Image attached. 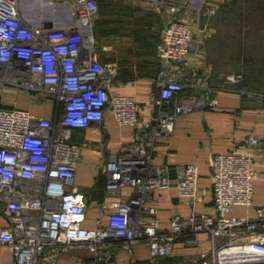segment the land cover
Instances as JSON below:
<instances>
[{
	"label": "built area",
	"instance_id": "built-area-1",
	"mask_svg": "<svg viewBox=\"0 0 264 264\" xmlns=\"http://www.w3.org/2000/svg\"><path fill=\"white\" fill-rule=\"evenodd\" d=\"M72 1L69 11L33 23L22 16L20 0H0V80L26 89L32 102L55 103L54 117L21 106L0 107V200L8 215L0 242L11 247L13 264H54L61 250L87 245L100 251L108 239H120L125 246L149 240L154 254H170L174 239L186 230L207 231L212 242L191 264H264V206L253 219L231 214L235 205L252 203V149L264 144V134H249L234 148L213 155L209 189L215 216L176 215L162 230L158 208L147 203L154 189L176 187L189 204L209 189L199 188L194 163L175 166L172 174L169 165L153 162L141 131L104 167L108 189L128 188L132 195L110 201L105 226L83 225L88 195L74 182L81 156L74 132L102 121L106 112L120 125H135L139 112L133 95L112 90L135 80L122 79L114 64L99 59L92 31L97 0ZM145 1L160 7V0ZM191 38L192 26L183 18L171 17L162 29L152 138L170 130L179 112L192 108L181 94L185 87L206 85V76L190 69ZM240 77L228 76L232 81Z\"/></svg>",
	"mask_w": 264,
	"mask_h": 264
},
{
	"label": "crops",
	"instance_id": "crops-1",
	"mask_svg": "<svg viewBox=\"0 0 264 264\" xmlns=\"http://www.w3.org/2000/svg\"><path fill=\"white\" fill-rule=\"evenodd\" d=\"M72 2L20 0V11L25 19L38 23L43 19L53 18L59 9L67 8L66 11H69L73 6ZM226 2L227 0H160V7L156 9L145 0L99 1L97 49H114L110 58L99 52V59L103 63L114 64L122 79L135 80L133 85H113L112 90L115 93L133 95L139 115L135 125H120L112 113L106 112L102 121L74 132L73 140L81 146L74 182L77 188L88 195L83 220L85 227L105 226L111 210L107 206L110 201L127 200L132 195L133 192L128 188L109 190L104 167L113 155L120 152L122 145L133 143L141 131L146 134L149 142L152 161L169 165L172 167V174L175 166L196 164L200 189H209L212 183L211 159L214 154L234 148L249 134H264V89L243 85L225 75L237 70L241 66V60H235L238 56L231 49H221L217 25L221 15L216 14L210 17L213 22L209 29L211 41L199 46L192 40L190 69L193 73L206 76L205 87H185L181 94L191 102L192 108L179 112L170 130L151 137L156 126L151 121L157 111L154 99L160 90L155 78L160 67L157 44L163 27L175 16L188 20L192 29H196V21L207 18L209 4L217 7ZM169 5H175L177 9L170 12L167 9ZM125 49L151 50L132 52ZM24 98L25 95L18 93L12 84L0 80V107H25L21 102ZM44 102L46 104L43 110H31L54 117L55 103L50 100ZM252 154L255 170L252 203L237 204L231 212L234 216H247L251 219L264 206V144L254 147ZM147 203L158 208L157 215L162 230L170 227L176 215L184 217L192 211L216 215L213 192L210 189L197 201L189 204L176 187L157 188L150 193ZM7 225L5 203L0 200V231ZM211 245V237L207 231H183L174 239L169 256L154 254L149 240L140 239L125 246L120 239H108L100 251L87 245L61 250L57 253L54 264H191L198 260L201 253L209 251ZM0 264H13L11 247L2 242Z\"/></svg>",
	"mask_w": 264,
	"mask_h": 264
},
{
	"label": "rangeland",
	"instance_id": "rangeland-1",
	"mask_svg": "<svg viewBox=\"0 0 264 264\" xmlns=\"http://www.w3.org/2000/svg\"><path fill=\"white\" fill-rule=\"evenodd\" d=\"M228 1L230 3V6L226 7V9L219 5L215 7L209 4L208 9H214V11L210 13L207 10V18L203 19L202 21H196L197 27L196 29H192L193 31L191 40H193L199 46L203 43L208 44L211 41L212 37L209 33L212 22L210 20V17L211 15L216 14L221 15L220 21L217 22L221 38V49H231L238 56L235 60L239 62L241 60V66H239L237 70L227 72L225 73V75H240V79L237 80L238 82H240L246 69H259L264 64V61L261 60V57H264V18L260 19L259 17L260 14L264 11V0H227V2ZM257 5L262 6V11L260 9H257V7L259 8V6ZM66 9L67 8H65L64 10ZM250 11H254L255 13V15L253 14V16H250L252 18H249L251 19L250 21H252L251 23L250 21H248V18L245 19V17H243L244 15H246L245 13H248ZM61 12L63 13L64 11L62 9L57 10L56 14ZM189 24L191 23L189 22ZM126 50H132V52L141 50L149 52L151 49H125V51ZM99 51L100 53L102 52L104 55L110 58L113 55L114 49H99ZM244 54H246L247 59L252 56H256L258 60L244 61L242 60ZM257 80L259 82H257L256 86H259V90L264 89V71L258 74ZM13 87L18 93H22L23 96L25 95L26 98L21 101L24 103L23 106L26 105L25 107L36 111H41L44 109L46 103L44 102L43 98L39 99L36 102H32L29 100V93L26 89L15 85H13ZM210 87L212 88L211 85Z\"/></svg>",
	"mask_w": 264,
	"mask_h": 264
},
{
	"label": "trees",
	"instance_id": "trees-1",
	"mask_svg": "<svg viewBox=\"0 0 264 264\" xmlns=\"http://www.w3.org/2000/svg\"><path fill=\"white\" fill-rule=\"evenodd\" d=\"M99 1L100 0H97V3H98V7H99ZM233 2V1H232ZM230 6V3H229V1L228 2H226V3H224L223 5H222V7H224L225 9H226V7H229ZM254 6H255V4H254ZM257 6H259V5H257ZM261 7V8H260ZM257 9L259 10H261L262 11V6H259V8L257 7ZM257 10V11H258ZM256 11V10H255ZM250 13V14H249ZM246 15H244L243 17H245V19H247L248 18V21H250L251 19H249V18H252V17H250V16H253V14L255 15V13H254V11H250V12H248V13H245ZM260 19H263L264 18V11L260 14ZM244 19V18H243ZM99 9H98V14H97V17H96V19H95V22H94V25H93V29H92V31H93V34H94V36H95V38L97 39V27H98V24H99ZM252 21H250V23H251ZM260 22H262V21H260ZM251 25V24H250ZM96 44H97V42H96ZM99 46H98V44H97V48H98ZM98 52H100L99 51V49H98ZM245 53V52H244ZM259 54H261V53H259ZM259 54H258V56H259ZM158 57V56H157ZM242 60H244V61H257L258 60V58H256V56H252V57H250V58H248L247 59V57H246V54H244V56L242 57ZM261 60H263L264 61V57L262 58L261 57ZM159 63H160V61H159ZM159 69H160V67H159ZM158 69V70H159ZM264 71V64L262 65V67H260L259 69H246L245 71H244V75L242 76V79L240 80V83H242L243 85H248V86H250V87H254V86H256V84H257V82H259L258 80H257V76H258V74L259 73H261V72H263ZM170 254H168V255H165V256H169Z\"/></svg>",
	"mask_w": 264,
	"mask_h": 264
}]
</instances>
